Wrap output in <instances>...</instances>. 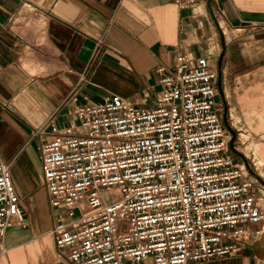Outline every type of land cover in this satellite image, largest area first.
Segmentation results:
<instances>
[{"label": "built area", "instance_id": "2783aa9c", "mask_svg": "<svg viewBox=\"0 0 264 264\" xmlns=\"http://www.w3.org/2000/svg\"><path fill=\"white\" fill-rule=\"evenodd\" d=\"M253 32L264 22H252ZM162 91L110 93L36 129L57 259L66 264H190L234 256L264 222L263 183L231 149L209 56L158 67ZM237 155L238 157H236ZM255 186L257 188H255ZM119 195L110 198L109 190ZM28 225L0 149V259L7 229Z\"/></svg>", "mask_w": 264, "mask_h": 264}, {"label": "crops", "instance_id": "0c3cea01", "mask_svg": "<svg viewBox=\"0 0 264 264\" xmlns=\"http://www.w3.org/2000/svg\"><path fill=\"white\" fill-rule=\"evenodd\" d=\"M252 22H264V0H0V149L28 223L7 229L0 264H66L49 233L45 138L36 129L53 114L56 124L74 120L77 106L110 93L134 99L150 92L152 105L162 91L158 67L173 65L180 52L217 65L218 43H210L221 27L231 35H221L218 86L257 142L264 177V30L253 32ZM249 229L239 254L190 264H264V222Z\"/></svg>", "mask_w": 264, "mask_h": 264}, {"label": "rangeland", "instance_id": "374dc122", "mask_svg": "<svg viewBox=\"0 0 264 264\" xmlns=\"http://www.w3.org/2000/svg\"><path fill=\"white\" fill-rule=\"evenodd\" d=\"M214 15L216 17V19L220 22V20H222L220 14L218 11H216V9L214 10ZM220 28V26H219ZM230 33H226L224 32L223 28L221 27L220 30L217 29L218 32V38L215 41H212L211 47H213L214 45H217V49L218 51H216V54L214 55L215 61L218 65L219 68V63H220V58L222 56V52H223V43H222V34L223 37H230L231 35V29H229ZM227 44V42H226ZM227 47V45H226ZM226 54V53H225ZM225 56L223 57L222 60V69H224L225 67ZM219 102L222 104V113H223V118H225V115H227V122H225V125L227 127V134L231 137L230 138V146H231V140L234 137V133L233 131H235V140H234V146H235V150L231 149L238 155H241L242 157H244V159H246L247 163L250 164V167L252 169V175L254 177H256L258 179V183H263L264 184V177L259 174V171L257 169V167L255 166V160L256 163H258L259 165H261L258 160H261L260 158H258V156L256 155V150H257V142L254 141L253 139H251V137L248 135V132H246L245 128L243 125L237 123V118H236V111L234 109V105L232 104V102L230 100L226 99V96L224 94V92H221V89L219 88ZM225 121V120H224ZM245 146L246 147V153L245 154L241 148ZM241 153V154H240ZM264 166V164H263ZM255 188H257L255 186ZM110 198H115L119 195V192L117 189H111L109 190L108 194H107Z\"/></svg>", "mask_w": 264, "mask_h": 264}, {"label": "water", "instance_id": "95a60500", "mask_svg": "<svg viewBox=\"0 0 264 264\" xmlns=\"http://www.w3.org/2000/svg\"><path fill=\"white\" fill-rule=\"evenodd\" d=\"M209 3L211 4V0H209ZM213 18H214L215 21H218V20L216 19V17H215L214 14H213ZM224 54H225V50H223V52H222V56H221V58H220V61L223 59ZM219 66H220V63H219ZM219 85H221V82H219ZM224 120H225L224 122H227V115H225ZM233 133H234V137H233L232 140H231V147H232L233 150H235V149H236L235 146H234L235 131H233ZM240 154H241V153H240Z\"/></svg>", "mask_w": 264, "mask_h": 264}, {"label": "bare ground", "instance_id": "6f19581e", "mask_svg": "<svg viewBox=\"0 0 264 264\" xmlns=\"http://www.w3.org/2000/svg\"><path fill=\"white\" fill-rule=\"evenodd\" d=\"M254 164H255V166H256V164H257V163H256V161H255V163H254ZM263 172H264V171H263Z\"/></svg>", "mask_w": 264, "mask_h": 264}]
</instances>
